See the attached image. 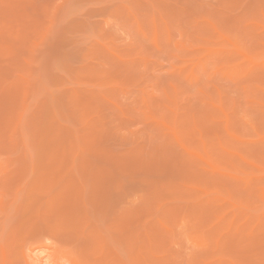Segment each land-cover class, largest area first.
<instances>
[{"label":"rangeland","instance_id":"rangeland-1","mask_svg":"<svg viewBox=\"0 0 264 264\" xmlns=\"http://www.w3.org/2000/svg\"><path fill=\"white\" fill-rule=\"evenodd\" d=\"M0 264H264V0H0Z\"/></svg>","mask_w":264,"mask_h":264},{"label":"bare ground","instance_id":"bare-ground-1","mask_svg":"<svg viewBox=\"0 0 264 264\" xmlns=\"http://www.w3.org/2000/svg\"><path fill=\"white\" fill-rule=\"evenodd\" d=\"M201 151H202V149H201ZM202 152H203V151H202ZM205 152H206V151H205ZM201 154H203V153H201ZM203 158H204V157H203ZM205 159H206V158H205ZM206 160H208V159H206ZM208 161H209V160H208ZM210 162H211V160H210ZM210 162H209V163H210ZM211 163H212V162H211ZM213 164H214V163H213ZM213 164H212V165H213ZM214 166L216 167L215 164H214L212 167L214 168ZM210 168H211V165H210Z\"/></svg>","mask_w":264,"mask_h":264}]
</instances>
